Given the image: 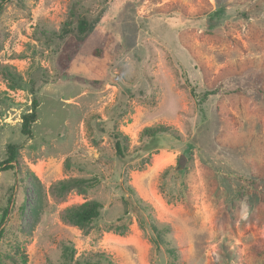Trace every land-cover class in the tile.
<instances>
[{
	"label": "rangeland",
	"instance_id": "rangeland-1",
	"mask_svg": "<svg viewBox=\"0 0 264 264\" xmlns=\"http://www.w3.org/2000/svg\"><path fill=\"white\" fill-rule=\"evenodd\" d=\"M82 19L109 41L101 80L62 64ZM258 89L264 0L4 2L0 163L9 144L19 159L0 172V221L9 209L0 264H264ZM156 125L172 133L146 151L142 132ZM114 131L126 137L125 158ZM69 179L87 184L61 191ZM90 201L101 205L96 219L63 220Z\"/></svg>",
	"mask_w": 264,
	"mask_h": 264
},
{
	"label": "trees",
	"instance_id": "trees-1",
	"mask_svg": "<svg viewBox=\"0 0 264 264\" xmlns=\"http://www.w3.org/2000/svg\"><path fill=\"white\" fill-rule=\"evenodd\" d=\"M6 1L7 0H0V7ZM68 34L71 36L68 39V43L65 47L66 53L62 59L63 66L66 68H70L73 66H85L86 71L91 68L92 73H94V76L97 77L96 80L103 79L107 75L108 70L113 63V57L108 51L109 41L105 40L104 37L96 34L94 28L90 26V23L86 19H82L79 22L77 33L68 31ZM78 46H80V48H78ZM257 91L259 93H263V91L260 89H258ZM37 109L38 101L34 99L30 113H27L23 116L21 131L26 136L32 135V126L37 121L38 116ZM171 133L172 129L165 125H156L154 127L144 129L142 132V137L150 139L149 144L145 145L144 150H157V148L159 147V141L157 138L160 135ZM111 134L113 139L115 140L117 155L121 158H125V135L117 131H114ZM7 150L8 158L0 163V172L9 170L14 171L16 165L18 164L19 146L9 144ZM176 169L179 171L183 170L178 166L176 167ZM86 184L87 181L83 179H69L60 181L58 183L59 189L67 193L73 191L74 189H83L85 188ZM10 202L11 199L9 203ZM100 208L101 205L97 201L86 202L81 205L66 208L62 218L65 222L81 228L98 217ZM8 215L9 209L6 208L0 221V244L5 232L3 224L6 222ZM169 253L173 257V259H177L176 251H174V249H171ZM77 264L92 263L86 261L84 263Z\"/></svg>",
	"mask_w": 264,
	"mask_h": 264
},
{
	"label": "bare ground",
	"instance_id": "bare-ground-1",
	"mask_svg": "<svg viewBox=\"0 0 264 264\" xmlns=\"http://www.w3.org/2000/svg\"><path fill=\"white\" fill-rule=\"evenodd\" d=\"M162 158V157H161ZM161 160V159H160ZM161 164V162H159ZM159 165V164H158Z\"/></svg>",
	"mask_w": 264,
	"mask_h": 264
}]
</instances>
